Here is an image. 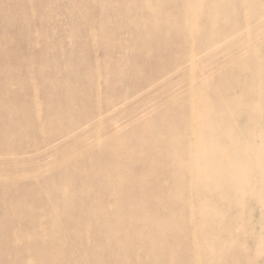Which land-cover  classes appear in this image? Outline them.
I'll return each instance as SVG.
<instances>
[{
  "label": "bare ground",
  "instance_id": "bare-ground-1",
  "mask_svg": "<svg viewBox=\"0 0 264 264\" xmlns=\"http://www.w3.org/2000/svg\"><path fill=\"white\" fill-rule=\"evenodd\" d=\"M0 23V264H264V237L235 254L244 185L264 207V1L0 0ZM146 69L89 110L99 78Z\"/></svg>",
  "mask_w": 264,
  "mask_h": 264
},
{
  "label": "rangeland",
  "instance_id": "rangeland-1",
  "mask_svg": "<svg viewBox=\"0 0 264 264\" xmlns=\"http://www.w3.org/2000/svg\"><path fill=\"white\" fill-rule=\"evenodd\" d=\"M80 1H82L83 3L86 4V0H80ZM263 1L264 0H259V4H261V2H263ZM245 8H246V3H243L242 7H241L240 19H242L244 17V9ZM99 13L100 12L98 11L97 15ZM106 14L108 15L106 18L109 20H112L111 16L112 17L115 16V14H111V13H109V11ZM29 20L32 23V28H34L33 30L35 33L39 32L43 28L49 29L51 27V19L50 20H48L47 18L40 19V17H38V15H36V14L30 15ZM14 22L16 23V20ZM256 24H257V21L250 20L248 26L249 27H255ZM16 28H17V26H16ZM247 28L248 27H242L243 30H245ZM1 29H2V24L0 23V30ZM248 31H251V29H248L244 32H248ZM263 32H264V26H263V30H260L261 34H263ZM20 36H21V34H20ZM21 37H17L16 39L22 40L23 37L22 38ZM44 39H47L46 42H48L49 44H51V43L54 44L58 41L57 37L51 38V37L47 36V37H44ZM256 40H257L256 41L257 48H259L261 51L264 52V45L261 44L264 41V35L260 36ZM83 42L88 44L87 47H89L90 49H92V47H94L95 49H100V48H103L107 44L109 45V44L113 43L112 39H109V38L102 39V38L98 37V38H94V39H88V38L80 36L79 34H76V36L70 40L69 45L66 47L68 49H69V47H70V49H72V48L78 49V45L80 43H83ZM54 45H56V44H54ZM16 47H19L22 49L25 48V46L21 45L20 41L16 43ZM41 48H42L41 44H38L35 51L33 50L30 52H24V53H21V55L24 57H28L29 59H30V56H32V60H33V58L37 57V61L33 64L34 67H40L43 70V75L47 76L49 74V72H51L50 65H48L50 63H48L47 60H46L47 62H43L42 61L43 58L38 60L37 50H39ZM17 50L19 51L18 48H17ZM86 53H87V51L85 48H80L78 56H80V57L85 56L86 57L88 55ZM99 55L101 56L102 54L99 53ZM144 56L146 57V59L148 61V59L149 60L154 59L157 55L155 53H146ZM209 56H211V62H212L210 64L223 63V61H225L227 59V55L225 53H221L220 50L208 51L205 53L204 52H199V53L196 52L195 53V58L200 60V61L204 60L206 57H209ZM159 57L165 58V57H167V54L160 55ZM44 58L50 59L49 54H46ZM159 63H161V61ZM13 64L14 63L10 64V68H14ZM20 64H23V62ZM43 64H47V65L43 66ZM146 64H151V63H146ZM127 65L128 64H114V69L112 72L113 73H123L126 70ZM79 69H80V73L77 75L78 78L81 77V71H84L85 68L81 69V67H79ZM147 70L148 69H146V71L140 72V74H136L135 76L133 75L134 74L133 72H127L124 75V77L122 78V80L123 79L124 80L119 81V82L115 81L111 76L108 77L107 79L99 78L98 86L101 90V92H100L101 94H100L99 100H97L96 103H94L91 107H89V110L94 111V112H96L97 110H102V108L105 104L103 99L114 98L115 97L114 95L117 92H121V91H124L126 89H130L131 83L133 84L135 81L143 79L144 77L147 78L148 77L147 76V72H148ZM14 71L12 73H14ZM109 86L115 87L116 89L112 92H108V91L104 92L103 91L105 89L104 87H109ZM116 90H117V92H116ZM129 91H131V90H129ZM152 104L148 108L149 113L151 115H153L157 111V110H154V107H156V104L155 105H152ZM157 105L159 106L160 104H157ZM157 108H155V109H157ZM77 111H78V114H82L84 112V111H81L79 109ZM52 132H53L52 128H47V129L45 128V130L43 131V135H48ZM242 189H243L245 196H241V200L239 198V201H240V204L242 207L241 211L243 212V216H244V219H246V222L243 226L242 234L240 236H238V239L236 242L237 247L235 246L236 247L235 254L239 253L240 259H244L243 256L245 257L246 255L249 257H253V255L256 254V252L254 250V245H253L255 243L254 242L255 238L258 236L264 237V207L262 208L260 203H259V198L261 197V195L258 194L257 191H255V189L253 188L252 185H244ZM257 255L258 256L255 259L258 262H264V253H260ZM146 261H147V258H146Z\"/></svg>",
  "mask_w": 264,
  "mask_h": 264
}]
</instances>
